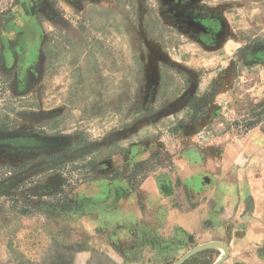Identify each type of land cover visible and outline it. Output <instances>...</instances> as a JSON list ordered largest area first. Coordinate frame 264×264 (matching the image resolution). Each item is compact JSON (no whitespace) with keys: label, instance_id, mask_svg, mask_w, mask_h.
I'll use <instances>...</instances> for the list:
<instances>
[{"label":"rangeland","instance_id":"obj_1","mask_svg":"<svg viewBox=\"0 0 264 264\" xmlns=\"http://www.w3.org/2000/svg\"><path fill=\"white\" fill-rule=\"evenodd\" d=\"M245 143L264 0H0V264H175Z\"/></svg>","mask_w":264,"mask_h":264},{"label":"crops","instance_id":"obj_2","mask_svg":"<svg viewBox=\"0 0 264 264\" xmlns=\"http://www.w3.org/2000/svg\"><path fill=\"white\" fill-rule=\"evenodd\" d=\"M233 147L225 158L227 166L241 163L244 158L246 165L236 176L239 182L230 180L222 190L211 192L217 200L213 202L216 210L200 211L202 208L198 207L174 217L188 229L199 232L205 228L209 232L202 243L196 241L197 246L205 241L208 244L202 248H207L208 257H212L208 264L217 260V264H264V145L245 143ZM232 182L236 185L231 186ZM236 197L238 201L233 203ZM217 243L222 244L223 252L213 247ZM199 249L191 256L196 258H192L191 264H200Z\"/></svg>","mask_w":264,"mask_h":264},{"label":"water","instance_id":"obj_3","mask_svg":"<svg viewBox=\"0 0 264 264\" xmlns=\"http://www.w3.org/2000/svg\"><path fill=\"white\" fill-rule=\"evenodd\" d=\"M208 244H205L204 246L202 247H195L193 249H191L187 254H185L182 258H180L175 264H180L182 263L187 257H189L193 252H195L197 249L199 248H204V247H207ZM219 260H217V262H215V264L218 263Z\"/></svg>","mask_w":264,"mask_h":264},{"label":"bare ground","instance_id":"obj_4","mask_svg":"<svg viewBox=\"0 0 264 264\" xmlns=\"http://www.w3.org/2000/svg\"><path fill=\"white\" fill-rule=\"evenodd\" d=\"M213 247L216 248L217 250H220L221 252L224 251V248H223L222 244H220V243H217V244L214 245Z\"/></svg>","mask_w":264,"mask_h":264},{"label":"flooded vegetation","instance_id":"obj_5","mask_svg":"<svg viewBox=\"0 0 264 264\" xmlns=\"http://www.w3.org/2000/svg\"><path fill=\"white\" fill-rule=\"evenodd\" d=\"M208 249H210V248H208ZM217 259V258H216Z\"/></svg>","mask_w":264,"mask_h":264}]
</instances>
